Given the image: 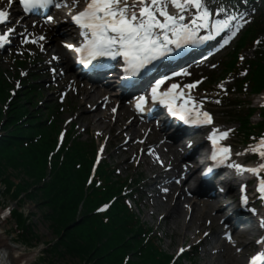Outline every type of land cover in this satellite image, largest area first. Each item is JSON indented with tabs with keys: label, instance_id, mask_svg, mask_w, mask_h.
I'll list each match as a JSON object with an SVG mask.
<instances>
[{
	"label": "snow or ice",
	"instance_id": "obj_1",
	"mask_svg": "<svg viewBox=\"0 0 264 264\" xmlns=\"http://www.w3.org/2000/svg\"><path fill=\"white\" fill-rule=\"evenodd\" d=\"M7 3L8 10L0 9V49L11 45L13 39L18 37L20 48L32 44L38 45L41 52H46L45 44L48 39L46 34L37 36L27 27L17 31L21 20H17L12 26H7L11 22L13 4L22 6L25 14L38 9L48 10L43 16V24L50 28L61 23L57 13L52 10L69 8L68 12L63 13V22L71 25L75 35L72 37V42L62 40L61 46L86 66L94 67L93 62L100 59L117 61L121 64L125 78L140 76L155 62L173 53L179 55L180 50L186 47H202L209 41L216 40L217 37H220V47H227L247 25L252 23L254 15V10L249 12L244 7L247 0H237L236 4H230L229 0H70V5L69 0H7ZM39 23L40 21L34 20L32 28L38 27ZM254 43L258 47H264V37L256 39ZM28 51L30 55L33 54L30 49ZM18 54L23 55V52L19 51ZM244 59V56L240 57L241 61ZM59 61L58 54H53L48 60L49 71L53 74V78L63 75L62 71L58 72L57 68L52 66ZM210 67L215 69L218 65L211 64ZM246 74V71L240 73V75ZM180 76L188 77L191 73L187 69H182L155 79L148 92L135 98L136 110L143 113L145 106L150 103L153 106L163 105L168 115L178 118L186 125H213V115L204 108V104L206 102L220 104L221 100L219 98L211 100L207 93L200 98L194 94L193 90L197 89L206 78L202 77L185 84L172 82V78ZM217 88L227 95L225 82L222 81ZM116 111L117 109L113 107L112 112ZM232 131V129L221 131L213 127L208 136V140L211 141L208 159L212 163L200 171L201 179L207 177L217 167L225 166L231 159V147L221 145L220 141L226 140ZM187 146L191 147V141ZM260 149H264V135L251 149L253 153L264 159V150ZM103 151L102 146L100 152ZM151 154L155 155L156 162L161 167H165L159 154L154 151H151ZM226 166L235 169L238 174L243 172L258 174L260 169H264V163H260L258 167H244L238 163H227ZM170 169L171 164H168L166 170ZM183 178L182 175L181 179ZM91 182L90 179L89 183ZM174 182L179 184L180 179ZM246 188V185H241L240 206L255 215L256 209L249 205ZM218 190L224 191L223 187ZM161 191L167 194L170 189L163 187ZM257 194L264 202V177L259 180ZM107 208L108 205H104L100 211ZM0 218L4 217L0 216ZM208 223L211 224V221ZM260 227L264 228V216L260 217ZM208 235V232L204 233L205 237ZM223 235L224 239L235 247L232 234L226 231ZM256 243L258 245L264 243V237ZM235 251L239 253L242 249L235 247ZM184 252L185 249L181 248L178 255ZM262 260L264 253L252 256L249 264H257ZM0 264H9V261L2 260Z\"/></svg>",
	"mask_w": 264,
	"mask_h": 264
},
{
	"label": "trees",
	"instance_id": "obj_2",
	"mask_svg": "<svg viewBox=\"0 0 264 264\" xmlns=\"http://www.w3.org/2000/svg\"><path fill=\"white\" fill-rule=\"evenodd\" d=\"M253 80L256 89L264 87V63L253 71ZM37 113L28 112L18 99L9 105L5 134L0 136V182L3 194L16 204L22 205L25 199H40L47 209L42 215L55 240L47 244L50 251L45 254L76 259L79 264H168L169 256L159 253L152 242L141 237V227H135V215L119 197V188L99 193L94 183L85 188L87 161L79 144L74 143L61 161L58 155L53 156L47 172L46 151L51 143L46 141L48 134L39 129L43 123ZM12 175L16 182H12ZM102 194L106 199L117 195L104 217L91 213L99 201L96 195ZM10 217L17 242H28L32 216L14 208ZM79 218L77 224L70 226Z\"/></svg>",
	"mask_w": 264,
	"mask_h": 264
},
{
	"label": "bare ground",
	"instance_id": "obj_3",
	"mask_svg": "<svg viewBox=\"0 0 264 264\" xmlns=\"http://www.w3.org/2000/svg\"><path fill=\"white\" fill-rule=\"evenodd\" d=\"M55 28L61 29V25L57 24L55 25ZM43 30L45 31V34H47V27H45ZM53 38V36L50 37L49 35L50 40ZM54 40L50 41L49 43L53 42ZM57 49L59 51L61 61H68L67 52L61 47H58ZM113 74L114 73L111 74V78H113ZM64 86L68 87L67 85ZM74 86L75 99L78 102L79 108L82 109H87V106L90 104H98V102H100L99 100L106 95L108 97L107 105L111 103L116 104V101L118 100V98L110 96L108 87H103L100 85L91 86L89 83L79 81H76L74 83ZM126 112H128L127 107L124 105H119L118 116L113 124L109 123L110 114L104 113L100 110H97L95 113L90 112L87 114H79L78 116H76V119H78L79 121H84L90 128H98L99 131H104L109 128L113 129L117 124V119H120L122 114ZM135 125L136 123L134 120L128 123L122 122V124L119 125L116 131V136L119 138L123 134H126L127 131H130L132 135H136L142 129V125H138V130H136ZM164 135L165 133L162 130H157L151 140L157 141L158 139L163 138ZM171 138L172 136H166V139ZM166 139L163 142V146H158V153L162 156V159L165 163H172L170 172L164 171L163 167H156L154 168L153 174L146 175L143 184L144 186L150 185L160 176L169 178L170 176L174 175L180 176L181 178V176L183 175L184 178L181 179L180 185H176L175 183H168L167 180L165 181V183L169 184L170 186L171 196L166 201H160L154 208V213L158 216L160 221H168V223H171L174 226H179L180 228L179 231L177 230V232L184 236L188 234L191 227H193V231L195 233L204 229L205 219H209L211 221V231H220L222 229L220 232H223L224 229L226 231L227 228H235V230L233 231L235 236H246V233H242L236 230L238 229V227L235 226L236 214L234 208L236 206L234 204H236V201L235 199H233V190L227 194H219L218 192L213 190L212 195L194 194L190 198H187L184 195L183 187L187 185L190 180L195 178V176L197 175V169L199 167H183V164L185 162L181 160L182 153L180 152L179 147L185 149V144L183 142L187 139H180L179 144H169ZM202 142H204L202 139H196L195 146L203 144ZM120 151L121 148H118V152ZM147 151V145H144L143 158L140 160L139 165L142 162H147L151 165L155 163V160L151 159V154ZM123 159L127 164H129V157H125ZM194 163H196V161H194ZM141 189L143 190L144 187L142 186ZM159 196L161 195L159 194ZM186 200L188 202V207L184 208L183 202ZM223 215L225 216L223 218V221L220 223L219 221ZM0 231V242H3L4 239H2L1 235L4 233V231L1 230V227ZM223 240L224 239H222L221 241L222 247L220 249H217L218 256H222L226 264H241L243 262V258L247 255V251L251 247L250 245L252 244V238L245 237L244 241L235 243V247H240L242 249L239 254H236L234 252L233 245L225 243V240ZM5 246L6 247L2 248L3 250H0V261L8 260L9 264H33V262H31L30 260L25 259V254L21 253L16 246L12 244Z\"/></svg>",
	"mask_w": 264,
	"mask_h": 264
},
{
	"label": "rangeland",
	"instance_id": "obj_4",
	"mask_svg": "<svg viewBox=\"0 0 264 264\" xmlns=\"http://www.w3.org/2000/svg\"><path fill=\"white\" fill-rule=\"evenodd\" d=\"M64 25H66L65 30H67L66 29L67 27L71 28L67 24H64ZM52 34H53L52 36L54 37L52 40L55 39L56 46L58 47L61 46V43H60L61 38H63V40L66 41L64 36L58 39V37H55L57 33L53 32ZM15 39L16 40H14L13 42V47H16L19 43V41L17 40V37ZM49 45L51 47L50 51L57 52V50H55L54 47L52 46V43ZM29 49L31 50L33 54L31 55L29 54V51H28ZM22 52H23V56L28 57L30 55L32 58H35L36 60L35 64L28 65V67L26 68L28 69L29 73L33 71H37L38 73H40L41 78L39 80V86L42 85V87L41 86L40 87L43 89L45 101L46 102L55 101V100L57 101L56 92L54 90L55 86H53V84L48 86V83H51V80L54 82L53 74L49 75L47 71L48 69L47 70L45 69L46 64H43V63L38 64L39 55H38L37 50L35 48L25 46L23 47ZM224 55L225 54L223 52V54L215 58V63H217L219 69L221 68V59ZM246 55L249 56L250 53L246 52ZM11 57L12 56L10 55L9 50H4L2 52L0 51V63L3 65L4 69L8 70V73L11 78H13V76L18 77L17 74L20 75L21 70L19 71L16 70ZM41 58H42L41 59L42 61H46L45 56H41ZM65 64H66L65 62H62V65H64V68H65ZM48 78L51 80H47ZM68 98L72 101V103H74V108H75L76 102L74 101L71 93H68ZM257 100L258 98H254L253 102L254 101L257 102ZM77 108H75V110ZM89 111H90L89 109L83 110L79 108L77 109L74 115L79 114V113L86 114V113H89ZM68 115L70 114H66V113L60 114V117H59L60 126H61V122L63 121V119H65ZM223 120H226V119H223ZM255 120H257V116L253 117V121ZM76 123H79V127L81 126L85 127L84 126L85 123L83 121L78 122L75 120L74 124ZM230 126L234 127L235 123H230ZM79 127L77 129L78 130L77 132L80 133L79 134L80 140L84 142H87L90 139L91 135L93 137L94 135L93 131L96 130V129L94 130L86 129L85 132H81ZM120 141L121 139L117 140L116 143ZM117 148L118 146H115L108 151L110 156L107 158V160L111 164H115L119 168L120 174L122 176L134 175L136 173V166L134 163L130 164L128 167H126L125 162L122 164H118V162L123 158V155L120 153H117ZM10 178L12 182H16L14 175H12ZM153 186H155V184ZM3 191H2V183L0 182V216L4 217V218H0V227H1V230L4 231V233L1 235L4 241L0 242V249L6 247L5 245L12 244L16 246L21 253L25 254L26 260H30L31 262H33V264H79V262L76 259L65 258L64 256L62 258H60L59 256L50 258L45 254V251L46 252L50 251V249L47 248L48 247L47 244L55 240V238H54V234L52 233L50 229V226L48 225V222L45 220V218L42 215V212L44 210L47 211V209L42 207L40 199H31V200L25 199L22 205L21 204L18 205L11 198H8L7 196H5V194H3ZM235 193L236 191H234V194ZM135 198L139 199L140 209L138 210V212L140 213L141 219L147 222L149 225H151L154 228V230L157 229L155 231H158L159 234L161 235L162 237L161 244H162L163 249L166 252H168L169 254H174L177 246L185 245L189 242V240L191 239V235H192L191 232L185 235V237L179 236V233L177 232V230L179 231V228H180L179 226L173 229L169 223L160 222L157 216L150 215L152 208L149 205L151 202H149L145 198V195L143 193H139V192L136 193ZM6 205L13 206L15 207L16 210L24 211V214L26 216H28L29 214L32 216L30 218V224H29L30 233H28V237L30 238V240L28 242L25 241L24 243H15L17 238H16V234L13 233L14 224L12 220L10 221L8 220V218L5 216V212L2 210V207ZM214 237L211 238L213 242H214L213 240ZM196 238H199V236H196ZM26 240L28 239L26 238ZM214 246L219 248V244L217 242H216V245ZM214 246L205 245L203 247H199L195 261H193L192 263H189L188 261H184V263L185 264H226V262L224 261V258L222 256H218V254L214 252V250H216V249H213Z\"/></svg>",
	"mask_w": 264,
	"mask_h": 264
}]
</instances>
